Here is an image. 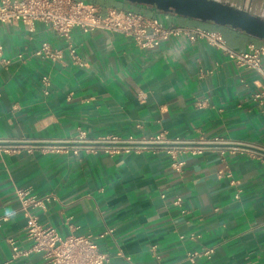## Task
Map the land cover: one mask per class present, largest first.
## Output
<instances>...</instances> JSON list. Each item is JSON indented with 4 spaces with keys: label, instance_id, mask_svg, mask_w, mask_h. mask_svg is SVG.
Wrapping results in <instances>:
<instances>
[{
    "label": "crops",
    "instance_id": "obj_1",
    "mask_svg": "<svg viewBox=\"0 0 264 264\" xmlns=\"http://www.w3.org/2000/svg\"><path fill=\"white\" fill-rule=\"evenodd\" d=\"M92 2L101 11L113 6L166 24L219 30L239 50L250 42L264 43L239 29L198 23L145 4ZM43 41L62 48V59L35 55ZM0 42L3 142H59L78 131L89 139H147L163 131L166 139L220 140L207 142L212 147L201 153H178L183 163L176 169L161 150L0 151V263L47 264L39 253L9 259L6 238L20 247L29 244L15 194L28 188L55 195L44 209L34 210L40 222L60 235H92L110 255L109 264H264V158L219 149L239 145L264 153V97H252L264 84L257 71L181 36L141 48L122 33L73 28L70 42L82 65L43 22L32 30L22 22L3 23ZM42 74L50 78L47 93ZM106 227L112 233L98 238ZM209 246L214 248L210 257L186 259L188 251Z\"/></svg>",
    "mask_w": 264,
    "mask_h": 264
},
{
    "label": "built area",
    "instance_id": "obj_2",
    "mask_svg": "<svg viewBox=\"0 0 264 264\" xmlns=\"http://www.w3.org/2000/svg\"><path fill=\"white\" fill-rule=\"evenodd\" d=\"M10 22H22L28 30L34 29L36 22L45 23L66 42L72 59L80 65L83 62L75 53L70 42V33L73 28H79L83 32L101 29L122 33L131 37L141 48L156 47L163 40L175 36H181L190 42L200 40L218 50L236 65L257 71L264 79V64H262L264 43L250 42L244 49H235L228 45L219 30L209 29L199 24H166L160 17L113 6L106 7L104 11H101L99 5L89 0H0V25ZM1 51L0 42V53ZM34 54L50 61H57L62 59L63 49L54 48L48 42L43 41L35 49ZM16 56L22 58V53H18ZM4 61L8 62L7 59ZM41 83L44 93H47V88L50 85L48 74L41 75ZM252 97L253 99L264 97V84L252 93ZM219 141L217 137L211 141L201 138L197 140L166 139L163 131H159L147 139H137L132 135L125 138L104 135L89 139L85 136L84 131H78L74 138L59 142L29 143L0 140V151L14 152L23 148L53 152L71 150L73 153L84 151L116 154L143 149L161 150L169 154L172 159V167L176 169L183 163L181 159L177 158L178 153H201L212 147L207 142ZM219 149L231 152L245 151L264 158V153L239 145L221 146ZM232 182L236 183L237 180L233 179ZM15 194L20 201L19 210L26 218L23 232L29 244L20 247L13 237L6 238L10 245V260L31 253H39L47 264H109L110 255L99 247L98 240L92 235H60L55 227L38 220L34 210L44 209L47 203L55 199L54 193L47 192L39 195L31 192L28 188H17ZM179 200L176 198L174 203L178 204ZM111 233L112 228L106 227L98 233L97 237L103 238ZM151 250L153 256L158 259V255L154 251L155 247H152ZM213 251L214 248L211 246L188 251L186 259L189 262H194L200 256L210 257Z\"/></svg>",
    "mask_w": 264,
    "mask_h": 264
},
{
    "label": "water",
    "instance_id": "obj_3",
    "mask_svg": "<svg viewBox=\"0 0 264 264\" xmlns=\"http://www.w3.org/2000/svg\"><path fill=\"white\" fill-rule=\"evenodd\" d=\"M145 4L165 13H175L199 22L210 21L217 26H229L259 40H264V19L220 0H125Z\"/></svg>",
    "mask_w": 264,
    "mask_h": 264
},
{
    "label": "flooded vegetation",
    "instance_id": "obj_4",
    "mask_svg": "<svg viewBox=\"0 0 264 264\" xmlns=\"http://www.w3.org/2000/svg\"><path fill=\"white\" fill-rule=\"evenodd\" d=\"M264 19V0H220Z\"/></svg>",
    "mask_w": 264,
    "mask_h": 264
},
{
    "label": "trees",
    "instance_id": "obj_5",
    "mask_svg": "<svg viewBox=\"0 0 264 264\" xmlns=\"http://www.w3.org/2000/svg\"><path fill=\"white\" fill-rule=\"evenodd\" d=\"M90 1V0H89ZM91 1H93V0H91ZM198 23H200L199 21H198Z\"/></svg>",
    "mask_w": 264,
    "mask_h": 264
}]
</instances>
